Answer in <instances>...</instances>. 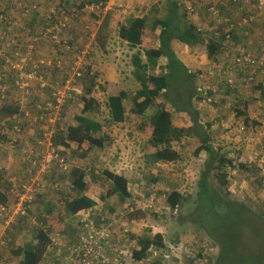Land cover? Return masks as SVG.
<instances>
[{
    "label": "rangeland",
    "instance_id": "1",
    "mask_svg": "<svg viewBox=\"0 0 264 264\" xmlns=\"http://www.w3.org/2000/svg\"><path fill=\"white\" fill-rule=\"evenodd\" d=\"M22 1L28 2L30 0H0L3 8L12 11L10 16L17 25V29H11L14 35L12 40L16 45L18 41L21 49L22 43L26 41L22 35V30L27 28L25 26L31 22L32 18L31 15H25L23 10L24 13H19L20 10L17 11L16 6L20 7ZM36 1L38 2L34 6L39 4V7L40 4L54 5L55 3V0ZM56 1L58 2V0ZM79 3V0H71V4L66 6V9L77 11L76 7ZM198 6L200 5H193L196 13L199 10ZM250 7L252 5H248V11L244 9L241 16L247 18L251 13ZM46 9H52V7H46ZM79 12L81 11L79 10ZM182 13L184 14L183 11ZM93 14H86L84 11L82 17L87 19ZM184 16L187 19L190 18L186 13ZM85 19H81V21L85 22ZM81 21L80 19L77 21L78 23L74 20L69 21L70 29H60L59 40L72 42L74 30L77 27L81 29L83 26ZM86 27L88 26L85 23L82 31L90 34V29L88 28L86 32ZM248 35L250 36L249 29H239L235 34L237 46L232 49H243L240 46L241 41ZM89 42L90 38L80 37L76 41L73 53H70L68 44L61 47V53L57 55L65 72L62 71L61 67V70L55 67L53 72L51 65L53 64L55 48L43 40L38 41L39 45L30 63L20 61V65L24 67V72L28 71L30 65L37 66L36 79L30 83L32 94L30 103L35 108L37 105H34V102L40 105L50 97L49 87L55 83L60 84L64 80L73 79V71L71 70L73 61L77 62L83 73L82 77L90 68L86 77L89 83L93 81L94 84L93 92L89 95L94 100L93 110L84 114L83 117L89 121L98 122L102 126V130L92 136L96 138L107 136L109 143L106 142L103 148H92L88 143L82 146L69 143V148L63 149L66 159L63 161L66 166V169L63 170L65 179L59 181L61 176L59 169L61 168L55 162L57 154L51 152V150L56 151V149L54 146L49 148L50 143L48 141H46L44 149L37 147L36 143L43 144V141H39L40 137H38L37 130L34 133H27L34 126L27 125L31 120L24 118V116L28 112L36 114V110L29 111V107L26 106L25 112L22 114L16 106L17 112L14 115L18 118L12 120L11 126L3 125L0 118V191L8 194V207L6 208L9 211L6 216H0V264H21L20 257L12 255L11 251L35 236L34 229H37V226H33L32 221L28 219L21 225L19 221L15 222L14 220L15 213L18 212L17 209L22 206L18 205L19 200L15 201V197L18 196L17 193L22 190L20 194L23 193V196H26V192L33 189L34 184H39L41 186L40 194L46 196L47 201H51V203L48 202L50 205L43 203L38 209L39 212H44V209L53 207L51 210L53 214L46 226L51 227L50 236L56 243V247L45 256L42 264H211L218 254V247L202 230L199 218L190 217L196 208L193 202L197 199L200 174L204 170L205 162L208 161L207 153L203 158L194 159L193 151L199 145L198 141L195 138H181L179 141L172 142L173 149L180 153L181 159L179 158L176 163H152L149 155L143 150L146 137L141 132L140 124L145 118L130 112L132 107L131 96L134 89L140 88L139 82L134 80L135 86L127 88V100L129 101V116L125 121L127 123H111L107 100L109 96L115 95L119 89L106 83L101 68L91 66L93 63L90 58L92 48ZM25 45L26 43L23 44V48ZM78 47L81 50H78ZM8 48V52L12 49L16 50L12 45ZM126 55L127 52L121 55L112 67L126 73V67L133 64L134 61L133 55L131 59H126ZM6 59L11 64L5 65V62H2L4 66L2 65L1 68L7 76L8 97H13L19 101L17 93L21 98L24 94L14 84L16 72L12 69V66H16L19 60L14 56V53L13 55L7 54ZM226 71L227 69H223L224 73ZM212 72V69L204 72V77L207 80L202 82V87L198 89L203 91V86L218 89L221 82L216 76L212 78L214 74ZM40 78L42 79L41 82H39ZM183 78L184 75L177 72L171 80L173 84H177L176 79L183 80ZM254 86H242L239 92L244 97L242 104L243 101L249 102L245 109L247 123H244L241 118L235 119L231 100L223 101V97L218 94L214 95L213 103H202L204 107L202 110L199 109V113L206 116L204 117L205 120H207V116H214V120L210 122L213 124L210 132L211 145L215 149H222L221 152L226 153L229 158L237 160V168L228 169L225 173L228 183L226 190V187L222 188V193L230 200L244 203L250 211L257 214L259 211L264 212V191L255 185L253 173L258 170V175H264V107L259 97H255L256 100H250L251 96H254ZM83 90H85L84 86ZM186 92L187 89L184 86H179L172 89L171 93L174 99L179 102V96L184 97ZM60 93L62 96L63 90ZM199 93L196 91V100L194 101H199ZM204 95H200L203 100L205 99ZM179 103L183 104V101ZM195 104L196 102H193V105ZM39 109L41 112L38 113L44 114L45 110L41 107ZM81 109V101L67 104L63 114L59 117V120L63 122L59 131L65 133L67 127L76 125V118L82 116ZM55 119L53 118L52 121ZM23 121H25L23 124L24 131L19 133L14 131L13 124H20ZM188 121L189 119L186 117L182 121L177 120L176 123L185 126ZM241 126L243 129H240ZM5 130L9 134L5 133ZM50 133L47 137L50 136L51 142L53 134L50 135ZM2 134L8 135V139H3ZM26 148L27 150H25ZM27 155H32L35 159L28 162ZM12 161H15L13 165H11ZM243 165L248 167L250 171L240 169ZM73 166L87 170L93 169V177L87 176V180H90V188L86 195L96 201L97 206L88 211L80 212L74 220H70L71 217L64 215L65 198L59 190L69 193L68 186H70L71 180L68 174ZM103 170H109L127 177L131 197L126 203H120L115 196L107 198L105 201L100 200V197L105 195L109 188L107 180L102 175ZM211 180L214 181V179ZM8 183L9 185H7ZM172 190H177L183 195L185 203L182 208L171 210L167 206L165 194ZM22 200L25 202L27 199ZM36 209L37 207L33 212H36ZM24 214L25 211L23 210L21 215ZM252 218L255 217L250 215L251 220L248 221H250L249 225L253 230H249L246 234V244L242 245L244 250L247 247L252 248L255 244L253 242L254 234L262 232L257 223L252 221ZM258 219L255 218L256 221ZM71 228L75 229L74 232L71 231L73 230ZM146 232H150L151 236L160 233L165 247L153 248L145 259L138 262L134 261L131 254L138 247L133 237ZM79 242H85L86 246L79 245L73 248L71 254L64 248V246L75 245ZM248 242H250L249 245ZM9 243L12 244L11 247L6 246Z\"/></svg>",
    "mask_w": 264,
    "mask_h": 264
},
{
    "label": "trees",
    "instance_id": "2",
    "mask_svg": "<svg viewBox=\"0 0 264 264\" xmlns=\"http://www.w3.org/2000/svg\"><path fill=\"white\" fill-rule=\"evenodd\" d=\"M86 1L88 2V5L99 4L100 6H105L107 3L106 0H79L80 3L76 7L78 9L77 11L66 9V6L71 4V0H58V2L55 0L54 5L40 4V8L42 6L43 9L40 10L38 18L32 17L33 23L31 29H28L27 27L28 30H26V32L22 30V35L26 38V41L22 43V49L18 53H20L21 56H23L26 52L34 55L37 50L36 48L39 45L36 38H39L41 33L53 28L55 24L59 25L62 22L64 27L69 30L71 24L68 22L74 20L78 23V19L74 12L82 10L85 7ZM209 1L210 3H214L217 0ZM36 2L38 1L34 0L33 3L35 4ZM238 2L240 4V1ZM241 2L243 5L246 4L245 0H241ZM207 5L208 4L205 3L202 6V8L205 7L203 13L206 18ZM36 7L39 8V4ZM46 7H52L51 11L48 12L45 10ZM16 9L17 11L20 10L19 13L25 12V15H36V13L32 11V4L29 3V1L20 3V7L17 5ZM22 10L24 12H22ZM220 10L222 14H224V7H220ZM183 12L184 14L186 13L185 11ZM2 14L7 16L6 19L0 18V24L4 21L1 25L5 27L4 30H2V34L10 41L11 33L8 28L14 19L10 16V11L3 8L0 4V15ZM130 21L127 28H121L119 33L122 39L127 42L129 48L138 49V51L136 50V53L133 55L134 61L132 75L134 79L139 82L140 88L135 92L133 102L136 107L134 113L141 115L142 118H145V120L140 124L141 132L146 137L143 144L144 152L149 155L152 163H176L180 156L179 153L173 149L172 142L175 140L179 141L181 138H196L199 142V146L194 150L193 156L195 155V157H197L203 151L208 154V161L205 162L204 170L200 174L197 199L193 202V204L196 205V208L190 217L194 218L196 216L199 218L202 230L218 247V254L215 256L211 264H264V212L259 211L257 214L253 213L244 203L237 200H230L222 193V188H225L228 183L225 173H227L228 169L237 168V160L229 158L226 153L221 152L222 149H215L214 146L211 145V135L209 134L208 129L212 128V124H202L199 112L191 107V105L188 109V105L195 93V87L193 85L194 81L196 83L195 75L188 74L186 70L182 68L179 73L184 75V81L176 79L177 84H173L171 79L174 72L172 69L169 71L168 75L161 74L159 76H155L148 74V67H155L156 61L161 58V55L164 52L160 47L157 49H147L142 52L140 45L144 30L143 22L140 19H132ZM81 23L83 24L82 28L80 29L77 27L73 32L72 42H68L69 46L72 48L76 46V41L80 37L86 36V38H90L89 33H84L82 31L85 22L81 21ZM189 24L190 25L187 24V27L185 26L182 31V28L179 26L171 28L169 22L164 25L156 23L154 26H163V29L158 37L160 40H163L162 38L166 35L175 33L182 37L181 41L183 42L192 43L198 41L200 43L201 40L195 33L198 27L190 21ZM256 24L260 29H264V20H261L260 22H253L252 25ZM105 25L106 24H103V26ZM251 27L244 29L248 30ZM219 30L221 31L222 27H220ZM214 33L215 31L210 30L209 27L202 29V42H205L207 59L213 64L224 63L223 65H225L228 63V65L232 66L234 60L239 57V51L237 49H232L237 46L235 35H232L231 40H226L225 35L221 34L219 36H215ZM24 43H26V45L23 48ZM4 48H6V44H4ZM78 50L81 49L78 47ZM12 51L15 50L12 49L9 52L7 50V54H11ZM142 57H144V59ZM166 57L168 62H170L171 57L169 55H166ZM175 63L176 62L174 61L172 65ZM228 65L223 66L222 70L217 73V75L219 74L220 76H217L216 74L212 75V78L213 76H216L221 82L218 89L215 87H207L205 91H201L200 93L205 94V97L212 99L211 103L214 101L213 99L215 98V94L222 96L223 101L230 99L235 119L241 118L244 123H247L248 119L245 114V109L249 105V102L243 101L244 103L242 104L244 97L239 94L240 89L242 86H245V84L242 82L241 76H238L236 80L231 83L228 82V79L225 78V73L223 72V69H227ZM88 72L89 69H87L86 74H88ZM84 80H87L86 76ZM4 85L5 81L0 79V90L4 87ZM179 86H184L185 89H187L184 97L179 96V102L183 101L184 104L175 100L173 94L171 93L172 89ZM200 87L202 86L196 84V90ZM254 87V96H251L250 100L253 101L256 100L255 97H259V100H261L264 107V84H259ZM87 91L89 92V90ZM127 97L128 95L124 91L119 92L117 95L108 97L107 108L109 109L111 123L120 124L125 121V107L123 105V101ZM198 97V100L204 101L202 96L198 95ZM158 98L162 99L163 104H156L159 108L151 116L145 115L146 111L150 109L152 105H155V101ZM81 101L83 105L82 116H78L76 118V125L67 127L68 129L65 130V133H62L58 128H55L53 136L51 137V144L56 149L55 153L59 157H64L65 152H63V149L69 148V143L76 144L77 146H82L83 144L88 143L92 148H103L106 142L109 143L107 136H103L102 138L92 136L101 132L102 126L96 121H89L87 118L83 117L84 114L93 110V98H82ZM166 103H169L175 112L187 113L190 117L192 126L190 128L175 127L172 121V114L165 109L166 106L164 104ZM4 105H7L6 97L0 93V106H3L2 108L6 110L3 111L2 114L8 115L10 113L9 116L12 117H10V121L18 118L14 115V113L17 112V109H14L15 107L11 106V108L10 106ZM241 127L243 128V126ZM19 129V124H13L14 131L19 133L21 132ZM32 159H35V157L27 155L28 162H31ZM240 169H244L248 172L250 171L245 165H243ZM59 172L61 174L59 181H64L65 178L63 173L65 172H63L62 168L59 169ZM253 173L255 175V185L264 191V175H258V170ZM68 175L71 180L70 186H68L69 193H66L63 190H59V192L65 198L63 208L64 215L72 218L80 212L93 209L97 206V202L86 195V192L90 188V180H87V176L91 175L93 177V169L87 170L86 168L73 166ZM102 175L107 180L109 188L106 194L100 197V200L105 201L107 198L115 196L120 203H126L131 197V192L128 188V179L123 175H119L109 170H103ZM211 179H214V181ZM7 185H9V183ZM40 187L41 186L39 185L38 190L32 193V200L30 202L23 203L25 214L21 215L18 213L16 214V217H14L15 222L19 221L20 224L29 219V221L33 222V226H37V229H34L35 236H33L32 239L24 241L21 247H17L11 251L12 255L20 257L21 264H42L41 262L44 261L45 256L50 253V250L56 247V243L50 236L52 231L51 227L46 226L50 216L52 215L51 210L53 207L44 209V212H39L38 210L43 203H45V205L48 202L51 203V201H47L45 199L46 196L40 194ZM226 189L227 187L225 190ZM21 191L17 193L18 196ZM18 196L15 197L16 202L19 200ZM7 203L8 196L5 192L0 191V205L7 207ZM184 203L185 200L183 195L177 190L171 191L166 196V204L171 210L182 208ZM47 205L50 204L48 203ZM35 207H37L36 212H33ZM250 215H253L256 219L259 217L257 221L255 218H252V221L257 223L262 232L254 234V246L252 248L247 247V249L244 250L242 245L246 244V234L249 230H253L249 225L250 221H248L251 220ZM71 229H73L71 231L74 232L75 229ZM255 231L256 228L254 229V233ZM133 239L135 240L138 249L133 250L131 256L133 260L137 262L145 259L153 248L165 247L161 234H154L151 236L150 232H146L133 237ZM249 244L250 242H248V245ZM79 245H81L80 242L75 245L64 246V248L71 254L73 248H76ZM6 246L11 247L12 244L9 243L6 244Z\"/></svg>",
    "mask_w": 264,
    "mask_h": 264
},
{
    "label": "crops",
    "instance_id": "3",
    "mask_svg": "<svg viewBox=\"0 0 264 264\" xmlns=\"http://www.w3.org/2000/svg\"><path fill=\"white\" fill-rule=\"evenodd\" d=\"M106 1L107 3L105 5V8H101L100 13H98L97 16H93L94 18H87L86 22L89 24V29L91 30V33H92V36L90 37V42H89L92 48L90 58L93 63H96L94 65L92 63V66H98L99 68H101V70L103 71L102 76H103V79L106 81V83L108 85H113L117 89H119L117 90V93L115 95H117L121 91L127 92L128 87L135 86V83L133 82L135 79L132 75L133 64L126 67V70H125L126 73H123L122 71L120 72L114 69L112 66L116 64L119 57L123 55L124 53L127 52L126 59H131L132 55L136 53V50L138 51L137 48L131 49L128 47L127 42L124 39H122L119 31L121 30V28H127L130 20L140 19L142 20L143 26H144V30H143L142 37H141V45H140L142 52L146 51L147 49H157L159 47L164 52L161 55V58H159L156 61L155 67H152V68L150 66L148 67V74H152L155 76H159L161 74L168 75L171 69L173 70L175 74L177 72H180V70L183 68L186 70L188 74L195 75L196 83L195 81L193 83L195 87V93L191 99L190 104L188 105V109L191 105V107H193L198 112H199V109L202 110V108L204 107L202 106V103L204 102L202 100L194 101L196 100L195 98L196 97V84L202 85V79L204 81L207 80V78L204 77V74H205L204 72L206 70L212 69L213 70L212 73L214 74L216 73L215 64L210 63L209 60L207 59L206 50H205L206 49L205 42L204 41L202 42V27H207V24H208L207 23L208 20L203 13V10H205V7L202 8V5L198 6L199 10L197 11V13H195L188 20L187 17L184 16L180 8V4L184 2L185 0H106ZM244 9L248 11L247 5L245 6L240 5V6L235 7V6H232L231 4H228L227 7L224 8L223 10L224 11L223 15H225L229 19H234V20L241 22L242 19H244V16H241L242 13L244 12ZM208 18L211 20L209 16ZM189 21L195 25H198L197 26L198 29L195 33L198 36V38L201 40L200 43L198 41L192 42V43L183 42L181 41L182 37L175 33L166 35L165 37L162 38L163 40L158 39L159 34L163 29L162 25L169 22V24L171 25V28H175L179 26L180 28H182L181 29L182 31L185 28V26L187 27V24L190 25ZM156 23H161L162 25L154 26ZM103 24H106V25L103 26ZM208 25L210 26V24ZM249 32H250V36L248 35L247 38L242 40L240 46L241 48H243L244 51H249V52L257 54L262 45L263 31L261 32V29L256 24V25H252V27L249 29ZM237 50L239 51V49ZM243 50L241 52H244ZM166 55H169L171 57L170 62H168ZM142 58L144 59V57ZM174 61L176 63L172 65ZM259 84H264V82H261L258 77L253 82L252 86L254 85L257 86ZM87 85L92 88L94 87L93 81L91 83L87 82ZM137 90L138 89H134L133 94L131 96L132 97V100H131L132 107L130 109V112H133V113H134V110H136V107L134 106V102H133V96ZM127 98L123 101V105L125 107V112H124L125 121L129 116L128 115L129 101L127 100ZM193 102H196L195 104L196 106L193 105ZM49 103H51V105H54L55 101L48 98L43 104L38 105V103L34 102V105H37L36 108L41 107L43 108V110H45L47 104ZM159 103L163 104V101L160 98L156 99L155 105H152V107H150V109L146 111L145 115L151 116L154 112H156L157 109L159 108V106H156V104H159ZM164 105L166 106L165 108L166 111L172 114V121L175 127L190 128L192 126L190 117L188 116L187 113L185 112L178 113V112L173 111L174 109H172L169 103H166ZM4 106L16 107L17 105L7 103V105H4ZM2 107L3 106H0V118L2 119L3 125L9 126L12 123V121H10L12 117L9 116L10 113L8 115L2 114L3 111H6ZM31 110L32 111L36 110L33 107V105H32ZM38 112H41V111L38 110ZM38 112L36 113L38 116L47 118L48 112L46 114V110L44 114H39ZM186 117H188L189 121L187 122L185 126L183 125L181 126L176 123L177 120L182 121V119ZM204 117H206L204 116V114L203 116L202 114H200V120L202 124L207 125L208 123L214 120V116H209V117L207 116L206 118L207 120H205ZM125 121L123 122L124 124L127 123V122L125 123ZM24 123L25 121L19 124V126L22 129L24 127L23 126ZM27 125L34 126V128L29 129L27 133H34V131L37 130V132L39 133L38 137H40L39 141H43V144L39 145L36 143V145L37 147H43L44 149L46 141L50 143V140H49L50 136L47 137V135L50 133V131H51L50 135H52L53 130L48 126H44V128H41L42 126L39 125L38 121L36 122V125H34L32 122L31 124L28 123ZM62 125L63 124L59 123L56 126V128L60 130V127ZM211 131H212V128L208 129L209 134ZM5 133L9 134L7 130H5ZM2 135H3L2 137L3 139H8V135H5V134H2ZM25 150H27V148ZM53 152L55 153L56 151L54 150ZM205 154L206 152L202 151L200 155L197 157L203 158ZM179 156H180V153H179ZM197 157H195L194 155L193 158L197 159ZM207 157H208V154H207ZM180 159H181V156H180ZM14 162L15 161H12V164L11 162L10 164L13 165ZM6 195L8 194L6 193ZM165 195L167 196V194ZM75 217L76 215L70 218V220H74Z\"/></svg>",
    "mask_w": 264,
    "mask_h": 264
},
{
    "label": "built area",
    "instance_id": "4",
    "mask_svg": "<svg viewBox=\"0 0 264 264\" xmlns=\"http://www.w3.org/2000/svg\"><path fill=\"white\" fill-rule=\"evenodd\" d=\"M238 1H240V4L242 6L243 4L241 0H217L214 3H210L209 0L208 2L207 0H185L182 3V7L183 11H185L186 14H188L191 18L196 13L193 7L194 4H199L203 6L205 3H207L208 5L206 6V13L210 26L207 24L208 26L204 28L209 27L210 30L215 31V36H219L222 34L225 35L226 40H231L232 35L236 33L240 28H249L252 26L253 22H259L261 20H264V0H245L246 4H244L243 6L252 5L253 11L249 14L247 18L244 17L241 22L234 19H229L222 14L220 7L226 8L228 4H231L232 6H240ZM208 16L211 18V20L208 18ZM0 18L6 19L3 15H0ZM62 27H64L63 23L59 25L56 24L52 29L56 30L59 34V31ZM220 27H222L221 31L219 30ZM204 28L202 27V29ZM262 31L263 41L259 52L256 54L249 51H244L243 49H239L240 53L238 59L234 60L232 66L228 65L227 71L225 73V78L228 79V82H233L238 76L242 77V82L245 84V86L253 85V82L258 77L261 82H264V29H261V32ZM2 39L3 36L0 34V40ZM6 47H8V45ZM8 49L9 48H4L2 45L0 46V79H3L5 81V85L0 90V93L4 95L6 99L8 97V88L6 83L7 76L5 75L1 66L3 65L2 62H5V65L11 64V62H8V60L6 59ZM242 50L244 52H241ZM13 53L14 56L19 60V62L16 63V66H12V69L16 72L14 84L24 95H28L30 91V83L34 79H36L37 66L30 65L28 71L24 72V67L20 65V61L22 60L30 63L31 60L27 57V55H29V52H26V56H21L20 53H18L17 49L15 51H12L11 55H13ZM218 68H221V66H219ZM78 69V64L76 61H74L71 70L73 71V76L75 79L80 78L81 76L80 72H78ZM65 88L67 89L63 90L62 96L60 90L53 93L56 107L52 106L51 103H49L47 104L48 109H58L67 99L72 96V92L77 90L75 84L72 86V80L66 81ZM206 89L207 86H203V91H205ZM17 96L20 97L18 93ZM23 98L20 97V99ZM203 102L211 103L212 99H210L209 97H205ZM240 129L243 128L241 127ZM50 147L51 146H49V148ZM51 152L53 153V150H51ZM51 161L52 159L50 160V162ZM32 188L33 189L26 192V196H23V193L19 194L18 205L23 206V203L30 202L32 200V193L38 190L39 184H34ZM22 199L27 200L24 202ZM22 206L17 209L18 212H16L15 214L22 213V211L24 210V207ZM8 212L9 211H7L6 206L0 205V216L4 217ZM81 245L86 246V243L82 242Z\"/></svg>",
    "mask_w": 264,
    "mask_h": 264
},
{
    "label": "clouds",
    "instance_id": "5",
    "mask_svg": "<svg viewBox=\"0 0 264 264\" xmlns=\"http://www.w3.org/2000/svg\"><path fill=\"white\" fill-rule=\"evenodd\" d=\"M34 2V0H30L29 1V3H31L32 4V7L36 4H34L33 3ZM86 3H88L87 1H86ZM183 3V2H182ZM180 4V8L183 10V4ZM248 6V5H247ZM235 7H237V6H235ZM101 8H105V6H100L99 4H94V5H88V4H85V7L82 9V10H80L81 12H74L75 13V16L77 17V19L79 20H81V19H85V18H83L82 17V15H83V13H84V11H86V14H93V15H90L89 17H87V18H94L93 16H97V14L98 13H100V9ZM33 10V12H35L36 13V15L35 16H32L33 18H38L39 17V13H40V10H42L43 9V7L41 6V8L39 7V8H37L36 6H34L33 8H32ZM91 9H93V11H91ZM4 10V9H3ZM45 10H47L48 12H50L51 11V9H45ZM249 11H253V8L252 7H250V9H249ZM12 13V11L10 12V14ZM5 18L7 17L5 14H2ZM28 16H30V15H28ZM33 18H31V22H29V23H27L26 24V26L25 27H28V29H31V26H32V23H33ZM208 20V19H207ZM87 21V19H85V23L87 24V26L88 27H86V32H87V30H88V28H89V24L86 22ZM260 22V21H259ZM4 23V21L3 22H1V24H3ZM62 23V22H61ZM207 23H208V21H207ZM0 24V26H1V28H0V34L3 36V34H2V30H4V26H2ZM209 24V23H208ZM56 25V24H55ZM208 26V25H207ZM17 27V25H16V23H15V20L13 21V22H11L10 23V27L8 28V30L10 31V33H11V40L9 41L8 39H6L4 36H3V39L2 40H0V46L2 45L3 47H4V44H6V46L8 45V47L10 46V45H12L15 49H17V51L18 52H20V50H21V48L19 47V43H18V41H17V45L14 43V41L12 40L13 39V37H14V35H13V32L11 31V29H17L16 28ZM27 28H24L23 30L26 32V30H28ZM63 29H65V27H62L61 28V30H63ZM241 29V28H240ZM244 29V28H243ZM89 33V32H88ZM237 33V32H236ZM236 33H234L233 35H235ZM92 36V33H91V30H90V37ZM28 37H29V34H28ZM36 40L37 41H39V40H43V41H45V42H47V43H49V44H52L53 46H54V48H55V51L53 52V53H55V55H54V57H53V60H52V62H53V64L51 65L52 66V70H53V72L55 71V67L57 68V69H59V70H61L62 69V71H64L65 72V69L64 68H62L61 67V61H60V59H59V57H58V55L57 54H59V53H61L60 51H61V47L62 46H64L65 44H68L69 45V43H68V41H65V40H63V41H60L59 40V34H58V32L56 31V30H54V29H49L48 31H46V32H44V33H41V35H40V37L39 38H36ZM8 47H6V48H8ZM70 47V46H69ZM9 50V49H8ZM74 51H73V48L72 47H70V53H73ZM29 55H27V54H24L23 56H26L27 55V57L28 58H30V60H33V54H31V53H28ZM75 54H76V52H75ZM74 62V61H73ZM224 64V63H223ZM222 63L221 64H215V69H216V75H217V73L218 72H220L221 70H222V68H223V66H225V65H228V63L227 64H225V65H223ZM72 65H73V63H72ZM92 66V65H91ZM219 66H221V68H218ZM60 67H61V69H60ZM79 68V67H78ZM89 70H90V68H89ZM78 72H80V74H81V76H80V78H77V79H75L74 77H73V79H71L72 80V86L75 84L76 85V88H77V90L76 91H74V92H72V96L69 98V99H67L58 109H52V110H50V109H48L47 108V106H46V108H45V110H46V114H47V112H48V114H47V118H44V117H41V116H38L37 114H34V113H29L28 112V114L27 115H25L24 116V118H27V119H30L31 120V122L34 124V125H36V122L38 121L39 122V125L40 126H42V127H44V126H48V127H50L52 130H53V132L55 131V128H56V126L59 124V123H61V124H63V122H61L60 120H59V117L63 114V112H64V108H65V106L67 105V104H69V103H75V102H77V101H81L82 100V98H91L89 95H91V93L93 92V88L92 87H90V86H88L87 85V80H84V78H85V76H86V72H87V70H86V72H85V76H83L82 77V75H83V73L81 72V70H80V68L78 69ZM89 73V72H88ZM65 75H66V73H64ZM66 77V76H65ZM82 78V79H81ZM41 78L39 79V82H41ZM202 82H204V80L202 79ZM6 83L8 84V82L6 81ZM202 85H203V83H202ZM202 85H200V86H202ZM43 86V85H42ZM65 86H66V81L64 80V81H62L60 84H58V83H55V85H53V86H51V87H49V93H50V99L51 100H54V97H53V93L54 92H56V91H59L61 88H63L62 90H65V89H67V88H65ZM83 86L85 87V90H83ZM92 88V89H91ZM52 89V90H51ZM30 90H31V86H30ZM62 90H60V91H62ZM87 90H89V92L87 91ZM198 93L199 92H201L202 91V89H197L196 90ZM8 94H9V91H8ZM200 95H202V93H199ZM31 92L29 91V94L28 95H24V98L23 99H20V97H19V101H16L13 97H7V99H6V103H11V104H14V105H17L18 106V109H19V112L20 113H22L23 114V112H25L24 111V109L26 108V106H28L29 107V111H32L31 110V108H32V104L30 103V99H31ZM205 97V96H204ZM82 102V101H81ZM204 103H207V102H204ZM31 104V105H30ZM52 106H54V107H56V105L54 104V105H52ZM82 107H83V105H82ZM35 108V107H34ZM15 109V108H14ZM36 109V113L38 112V110H40L39 108H35ZM82 110V109H81ZM82 112V111H81ZM36 118V119H35ZM53 118H56L55 119V121H52V119ZM31 122H30V124H31ZM116 124V123H115ZM55 126V127H54ZM41 127V128H42ZM21 132H23V129L20 127V129H19ZM53 134V133H52ZM50 140V139H49ZM51 143V142H50ZM50 146L51 147H53L51 144H50ZM54 153V152H53ZM60 160H61V162H60ZM66 159H65V157H59L58 155H57V159L55 160V162H56V164H59V167L60 168H62L63 170L66 168V166L63 164V161H65ZM8 207V206H7ZM8 214V213H7ZM6 214V215H7ZM79 214V213H78ZM77 214V215H78ZM5 215V216H6ZM76 215V216H77Z\"/></svg>",
    "mask_w": 264,
    "mask_h": 264
}]
</instances>
